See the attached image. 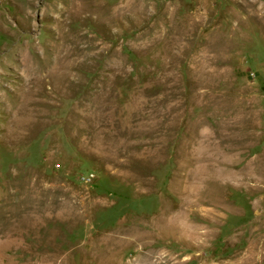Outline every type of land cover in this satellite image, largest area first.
I'll return each instance as SVG.
<instances>
[{
	"label": "rangeland",
	"instance_id": "374dc122",
	"mask_svg": "<svg viewBox=\"0 0 264 264\" xmlns=\"http://www.w3.org/2000/svg\"><path fill=\"white\" fill-rule=\"evenodd\" d=\"M0 264H264V0H0Z\"/></svg>",
	"mask_w": 264,
	"mask_h": 264
},
{
	"label": "bare ground",
	"instance_id": "6f19581e",
	"mask_svg": "<svg viewBox=\"0 0 264 264\" xmlns=\"http://www.w3.org/2000/svg\"><path fill=\"white\" fill-rule=\"evenodd\" d=\"M259 165V164H258ZM256 172H257V175L259 174L260 172V169L256 166ZM260 175V174H259ZM84 206V205H82ZM87 216L82 215V218L81 220H83L84 218H86ZM86 220V219H85ZM86 224V223H85ZM89 224V223H88ZM170 227V226H169ZM171 228V227H170ZM133 230V229H132ZM172 230V229H171ZM259 230H260V218L259 216H256V218L254 219L253 221V239L256 243H260L262 241V237L261 235L259 234ZM131 231V230H130ZM176 231V229H175ZM131 232H134V231H131ZM139 232V231H138ZM138 232H134L131 234H129L131 236V238L133 239V242H140V244H143V246H147V245H150V243L152 242L153 244V241H155L157 239L158 236H155V235H151V236H147L145 234H141V233H138ZM177 233L180 234V236L182 238H186L188 237V234L186 231L184 230H179ZM169 232L165 233L166 237H168L169 235ZM162 236V235H161ZM163 237V236H162ZM150 242V243H149ZM134 243V244H136Z\"/></svg>",
	"mask_w": 264,
	"mask_h": 264
}]
</instances>
